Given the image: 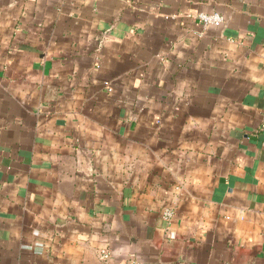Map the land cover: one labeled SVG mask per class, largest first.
<instances>
[{"label":"crops","instance_id":"1","mask_svg":"<svg viewBox=\"0 0 264 264\" xmlns=\"http://www.w3.org/2000/svg\"><path fill=\"white\" fill-rule=\"evenodd\" d=\"M132 261L264 264V0H0V264Z\"/></svg>","mask_w":264,"mask_h":264},{"label":"built area","instance_id":"2","mask_svg":"<svg viewBox=\"0 0 264 264\" xmlns=\"http://www.w3.org/2000/svg\"><path fill=\"white\" fill-rule=\"evenodd\" d=\"M198 19L202 22L203 25H220L224 22L223 15L217 13V12H209V13H199ZM105 85L107 88L109 87V84L105 82ZM172 215L170 210H167L164 212L165 218H169ZM103 257H106V255L103 254ZM128 264H143L139 261H132Z\"/></svg>","mask_w":264,"mask_h":264}]
</instances>
